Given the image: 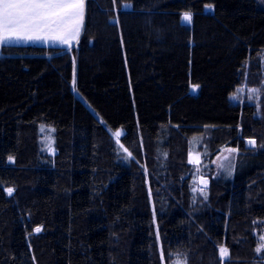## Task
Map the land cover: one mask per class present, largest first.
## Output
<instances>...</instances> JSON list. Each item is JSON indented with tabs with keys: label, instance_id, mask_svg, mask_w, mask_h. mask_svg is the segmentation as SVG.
<instances>
[{
	"label": "trees",
	"instance_id": "obj_1",
	"mask_svg": "<svg viewBox=\"0 0 264 264\" xmlns=\"http://www.w3.org/2000/svg\"><path fill=\"white\" fill-rule=\"evenodd\" d=\"M86 8L70 49L0 46V264H264V0ZM194 144L238 151L205 193Z\"/></svg>",
	"mask_w": 264,
	"mask_h": 264
},
{
	"label": "snow or ice",
	"instance_id": "obj_2",
	"mask_svg": "<svg viewBox=\"0 0 264 264\" xmlns=\"http://www.w3.org/2000/svg\"><path fill=\"white\" fill-rule=\"evenodd\" d=\"M84 14L85 0H0V46H10L21 40H52L70 45L80 35ZM183 19L190 22L191 14L185 13ZM115 136L119 137L120 132ZM8 192L11 194L12 189ZM261 239L264 240V236ZM261 248H257V252ZM220 254L226 257L228 250L222 247Z\"/></svg>",
	"mask_w": 264,
	"mask_h": 264
},
{
	"label": "rangeland",
	"instance_id": "obj_3",
	"mask_svg": "<svg viewBox=\"0 0 264 264\" xmlns=\"http://www.w3.org/2000/svg\"><path fill=\"white\" fill-rule=\"evenodd\" d=\"M125 5H130V7H124V8H132V5L130 3H127ZM262 60H263V68H264V52L262 54ZM76 75H77V69L74 67V74H73V81H72V89L75 92L77 96H80V93L77 89L76 85ZM81 97V96H80ZM232 100L236 103H244V102H250L255 103L256 105H259L260 99H261V87L258 86H251L246 83L240 85L234 94L231 96ZM43 129V131H42ZM42 140L44 141V147L51 150L53 153L54 150V138H53V132L50 127L42 126ZM110 131L115 134L117 131L120 132V136L117 137L118 143L123 151V153L126 155L125 159L130 157V152L128 149L121 144L119 141V138L124 134V129L120 128L117 130L110 129ZM251 145L253 143H250ZM190 153V159L193 161V167L195 168L194 176H193V187L194 191L196 193L198 192H206L207 186L210 182L211 176H217L220 174V172L225 169L226 165H235L237 159H238V151H236L233 148L226 147L224 148L220 154H218L211 163L205 162L204 157L202 154L198 151L197 145L194 144L191 148ZM198 162H195L197 161ZM264 236V231L260 234V245L259 248H261V245L264 244V240L261 239V237ZM264 248H261V251H263ZM180 262V264H186V259L183 256L177 255L169 264H177V262ZM166 264V263H164Z\"/></svg>",
	"mask_w": 264,
	"mask_h": 264
},
{
	"label": "crops",
	"instance_id": "obj_4",
	"mask_svg": "<svg viewBox=\"0 0 264 264\" xmlns=\"http://www.w3.org/2000/svg\"><path fill=\"white\" fill-rule=\"evenodd\" d=\"M86 5H87V0H85L84 22L82 25L80 35L76 40H73L70 45H64V44L60 43L59 41H52V40H48V41H43V40H41V41H23V40H21V41L14 43V44H30L31 43V44H39V45L63 46L65 48L70 49L71 47L76 45V43L79 41L80 37L82 36L83 30H84V24L86 21V10H87Z\"/></svg>",
	"mask_w": 264,
	"mask_h": 264
},
{
	"label": "water",
	"instance_id": "obj_5",
	"mask_svg": "<svg viewBox=\"0 0 264 264\" xmlns=\"http://www.w3.org/2000/svg\"><path fill=\"white\" fill-rule=\"evenodd\" d=\"M11 162H13V160H10Z\"/></svg>",
	"mask_w": 264,
	"mask_h": 264
},
{
	"label": "bare ground",
	"instance_id": "obj_6",
	"mask_svg": "<svg viewBox=\"0 0 264 264\" xmlns=\"http://www.w3.org/2000/svg\"><path fill=\"white\" fill-rule=\"evenodd\" d=\"M13 160V159H12ZM9 161V160H8ZM9 166V165H8Z\"/></svg>",
	"mask_w": 264,
	"mask_h": 264
}]
</instances>
